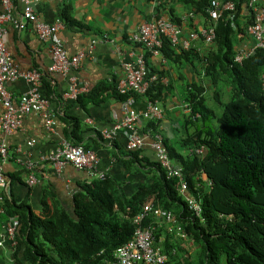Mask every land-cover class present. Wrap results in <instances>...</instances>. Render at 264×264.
Returning <instances> with one entry per match:
<instances>
[{
    "label": "trees",
    "instance_id": "16d2710c",
    "mask_svg": "<svg viewBox=\"0 0 264 264\" xmlns=\"http://www.w3.org/2000/svg\"><path fill=\"white\" fill-rule=\"evenodd\" d=\"M147 1L157 6L154 18L162 16L177 23L185 36L198 31L199 24L205 27L212 24L207 10L213 0ZM219 1L235 2L236 10L226 12L219 20L212 45L200 40L198 46L184 50L175 48L168 38L162 37V58L179 70L192 65L196 72L185 90V101L192 108V115L185 118L187 133L178 143L185 152L164 139L171 159L182 168L188 182L186 195L178 191L177 180L169 178L157 161L151 162L142 156L143 150H128L126 155L130 160L126 164L130 172L137 166L148 169L147 181L130 196L124 190V182L108 175L85 183L74 195L78 219L64 210L51 193L53 207H44L45 219H41L12 200L9 192L0 191L4 199L0 230L12 219L19 220L15 264H23L20 256L24 257V264H113L116 249L135 236L133 219L147 203L154 209L171 213L192 243L190 253V245L178 239L176 232L171 233L172 223L149 213L143 228L154 227L155 244L168 259L165 264H264V50L258 49L241 65L235 64L239 48L251 40L248 27L253 17L246 9V0ZM177 4L186 15L194 14L193 18H187L186 24L177 15ZM65 18L64 22L69 24ZM132 44L144 51L148 63L152 57L147 49L141 44ZM165 72L157 73L151 68L150 75L158 74L160 81L145 95L136 92L131 95L137 102L144 100L142 103L160 99L165 90L173 87L170 76L169 85L163 86ZM48 77L44 72L43 91L52 101L54 92ZM100 89L81 94L73 104L87 111L91 105L107 100L102 95L107 89L109 98L118 103L130 95H122L116 82ZM208 91H213L212 96L219 104L222 96L229 98L222 105L220 115L208 106ZM60 110L55 114L66 125L64 137L73 145L91 149L83 144L81 121ZM147 121L144 133L160 132L158 121ZM200 148L204 149L201 154H189V150ZM16 158L13 155L12 162ZM22 171L28 174L21 167ZM3 174L11 179L18 176V172ZM186 197L202 203V217L190 210Z\"/></svg>",
    "mask_w": 264,
    "mask_h": 264
},
{
    "label": "crops",
    "instance_id": "0c3cea01",
    "mask_svg": "<svg viewBox=\"0 0 264 264\" xmlns=\"http://www.w3.org/2000/svg\"><path fill=\"white\" fill-rule=\"evenodd\" d=\"M35 1L36 11L41 21L49 24L63 22L64 26L58 32V38L63 42L70 56L80 51L88 52V56L81 62L79 69L71 73V76L78 77L81 85H87L88 89L84 94L98 88L103 90L113 82L118 83L123 76V65L133 63L136 55L144 52L132 44L131 36L141 23L154 18L157 10L156 4H150L147 0ZM2 9L0 1V12ZM175 10L180 18L186 15L178 4L175 5ZM65 16L69 24L64 22ZM33 26L29 23L27 28L19 31L8 25L4 40L14 64L21 71L37 68L45 72V77L49 75L48 82L54 92L50 101L51 111L55 112L61 108L60 111H66L68 116L81 121L84 127L83 144L89 146L99 156V171L124 182L125 192L128 196L132 195L142 183L147 181L145 172L148 169L138 166L131 172L127 169L126 163L130 160L126 155L128 131L121 130L112 142L102 137V131L112 129L115 122L114 114L119 109V103L109 98L110 90L107 89L102 91L103 97L107 99L104 102L91 105L87 111L75 106L74 100L66 97L70 89L69 77L48 71L52 63L51 49L49 44L43 43L38 38ZM249 43L251 44V41ZM198 44V42L195 43L194 47ZM148 64L149 68L155 69L157 73L166 71V76L162 77L163 86L169 85V76L171 77L172 89L165 90L158 99L165 112L164 118L158 121V129L164 139L169 140L170 144L179 150L178 143L187 133L185 118L189 117L184 110L185 90L188 83H192L196 72L192 69V65L180 70L169 62L163 65L160 58H150ZM7 88L17 99L28 91L29 85L19 80L8 84ZM41 91L44 95L43 84ZM59 98L62 99V103H59ZM142 102H137L136 108L139 110L144 108L145 103ZM3 111L4 107L0 103V114ZM148 122L144 119L138 124V133L146 134L144 132ZM65 130L66 125L57 120L54 132H48L41 115L32 113L25 118L21 130L6 136L5 139L10 153L16 155L17 159L23 162L29 160L37 162L65 138ZM3 138L4 134L0 129V141ZM28 141H34V144L28 146ZM18 147L22 148L21 153L17 152ZM142 150L143 157L156 162L155 152L151 149L148 139ZM20 171L21 167L17 162H12V159L3 166V173L10 175L18 172L19 177L6 178L10 198L18 205L26 206L29 214L45 219L42 215L44 207H53V201L49 196L51 193L58 199L64 210L78 219L74 195L82 190L85 183H91L94 178L85 172H79L72 166H67L61 175H57L49 164L42 163L36 171L38 183L30 187L27 183V175ZM7 223L0 230V264H15L13 258L15 245L5 231ZM190 253H192L191 250ZM20 260L23 264L25 263L23 256H20Z\"/></svg>",
    "mask_w": 264,
    "mask_h": 264
},
{
    "label": "built area",
    "instance_id": "2783aa9c",
    "mask_svg": "<svg viewBox=\"0 0 264 264\" xmlns=\"http://www.w3.org/2000/svg\"><path fill=\"white\" fill-rule=\"evenodd\" d=\"M2 11L0 12V103L4 111L0 114V129L4 138L0 141V191L8 193V182L3 174V166L6 165L12 154L10 153L6 136L22 129L25 118L38 113L44 119L45 128L53 133L57 124L55 112L51 111V102L41 91L42 78L44 73L37 68L21 71L13 62L4 37L8 32V25L22 31L29 23L33 24V29L38 38L50 46L52 63L48 68L50 73L60 74L69 77L70 89L66 94L68 99L76 101L78 97L87 92V85H81L77 76H71L74 70L79 69L81 62L88 56V52L80 51L74 56H70L58 38V32L63 28V22L57 21L49 24L41 21L36 11L35 0H0ZM246 9L253 17L252 24L248 27L251 44H244L239 48L234 58L235 64L241 65L244 60L253 56L258 49L264 50V0H246ZM236 4L233 1L213 0L207 14L212 24L205 27L198 25V31H191L189 35H184V29L177 23L171 22L168 18L160 16L152 20L143 22L137 31L131 36L130 41L134 44L143 45L152 58H160L162 64L166 65L167 60L161 56L163 38H168L171 44L177 48L189 50L198 41L202 40L206 45H212L216 39V27L219 20L229 11H235ZM188 17H194L193 13L183 16L186 24ZM186 30H188L186 28ZM163 79V78H162ZM23 80L29 85L27 92L15 99L8 90L7 85ZM160 81L158 74L150 75V68L144 54L136 55L133 63L123 65V76L118 81V90L122 95H129L124 101L119 103V109L114 114V124L111 130L102 131L103 139L112 142L116 135L125 130L129 133L127 149L129 151L142 150L146 145V140L150 141V147L155 152L156 161L167 172L169 178L177 180V189L186 195L188 182L186 181L182 168L175 164L165 147L164 137L159 133H138L137 126L142 120H162L165 112L158 100H147L143 109L136 108L137 99L131 95L136 92L145 95L153 84ZM263 94H264V74ZM162 82V80H161ZM167 83V82H166ZM184 110L189 114L191 107L184 105ZM28 146H32L34 141H28ZM21 147L17 152L21 153ZM203 149L189 150L190 154H201ZM99 156L94 150L86 149L83 146L71 144L66 138L61 139L55 148L40 161L23 162L16 158L15 162L28 171L27 183L34 186L38 183L36 171L40 164H49L57 175H61L67 166H72L79 172H85L94 179H105L106 174L98 169ZM190 210L194 211L197 217H202L203 207L200 201L186 197ZM4 202L0 195V214L4 212L2 207ZM149 213H153L160 219H166L172 223L171 233L176 232L178 239L184 240L190 245L188 236L182 231V227L177 225L176 218L169 212L165 213L160 209H154L151 203L144 205L142 211L135 216L133 223L136 226L135 236L126 245L119 247L114 252L113 264H165L167 256L161 248L155 244L153 228H143V222ZM18 218L13 219L5 225V231L9 238L16 245V231L18 229ZM192 248V249H191Z\"/></svg>",
    "mask_w": 264,
    "mask_h": 264
},
{
    "label": "rangeland",
    "instance_id": "374dc122",
    "mask_svg": "<svg viewBox=\"0 0 264 264\" xmlns=\"http://www.w3.org/2000/svg\"><path fill=\"white\" fill-rule=\"evenodd\" d=\"M212 92L213 91H210V92L208 91L207 92L208 93L207 104L212 110L215 111V113L217 115H220L223 112L222 105L228 103L229 102V98L227 96H222L221 97V103H220L221 105H220L217 101L214 100V97L212 96L213 95ZM179 150H183V148L180 146Z\"/></svg>",
    "mask_w": 264,
    "mask_h": 264
},
{
    "label": "clouds",
    "instance_id": "9594fccd",
    "mask_svg": "<svg viewBox=\"0 0 264 264\" xmlns=\"http://www.w3.org/2000/svg\"><path fill=\"white\" fill-rule=\"evenodd\" d=\"M186 104H188V103H186ZM188 105H189V104H188ZM190 107H191V106H190ZM189 115H190V116L192 115V108H191V112L188 114V116H189ZM197 117H198V115H197ZM200 149H202V148H200ZM196 150H197V149H196ZM183 151H185L184 148H183L182 152H183ZM194 151H195V150H194ZM203 152H204V149H203ZM189 154H190V153H189ZM201 204H202V203H201ZM202 215H203V214H202ZM191 246H192V243H191ZM192 248H193V247H192ZM189 251H190V250H189ZM192 251H193V250H192Z\"/></svg>",
    "mask_w": 264,
    "mask_h": 264
}]
</instances>
